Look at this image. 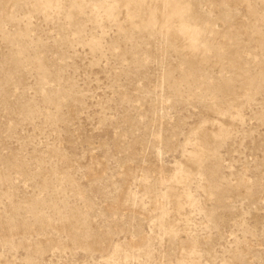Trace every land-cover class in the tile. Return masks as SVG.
<instances>
[{
    "label": "rangeland",
    "instance_id": "rangeland-1",
    "mask_svg": "<svg viewBox=\"0 0 264 264\" xmlns=\"http://www.w3.org/2000/svg\"><path fill=\"white\" fill-rule=\"evenodd\" d=\"M0 264H264V0H0Z\"/></svg>",
    "mask_w": 264,
    "mask_h": 264
}]
</instances>
